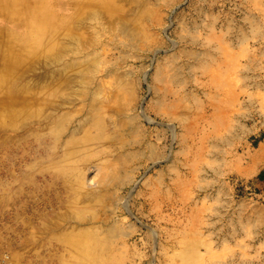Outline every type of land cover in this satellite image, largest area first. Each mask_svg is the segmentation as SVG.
Masks as SVG:
<instances>
[{
	"label": "rangeland",
	"instance_id": "374dc122",
	"mask_svg": "<svg viewBox=\"0 0 264 264\" xmlns=\"http://www.w3.org/2000/svg\"><path fill=\"white\" fill-rule=\"evenodd\" d=\"M31 3L0 5V264H264V0Z\"/></svg>",
	"mask_w": 264,
	"mask_h": 264
},
{
	"label": "bare ground",
	"instance_id": "6f19581e",
	"mask_svg": "<svg viewBox=\"0 0 264 264\" xmlns=\"http://www.w3.org/2000/svg\"><path fill=\"white\" fill-rule=\"evenodd\" d=\"M0 5L5 6L6 8H10L12 12L18 17L22 18V20H28L33 27H35L36 19L39 17L35 14V6L31 3V0H0ZM39 11V10H38ZM94 15V14H93ZM95 16V15H94ZM101 16V15H100ZM100 18V17H99ZM102 18V17H101ZM92 20V19H91ZM42 23H44V19L42 20ZM44 26V24H43ZM42 26V27H43ZM41 27V29H42ZM143 29V28H142ZM242 34V33H241ZM216 39V38H214ZM212 39V40H214ZM93 54V53H91ZM237 56V55H236ZM90 59V58H89ZM230 59V58H229ZM224 62V61H223ZM227 63V62H225ZM48 65V64H47ZM220 65V64H219ZM218 65V66H219ZM97 67H101L100 65ZM96 67V68H97ZM234 68V67H233ZM33 70V69H32ZM98 70V69H97ZM211 70V69H210ZM216 70V69H215ZM217 71V70H216ZM220 71V70H219ZM228 70H226L227 72ZM221 72V71H220ZM223 75V73H221ZM220 74V75H221ZM225 74V73H224ZM216 78V76L214 77ZM219 78V77H218ZM221 78V77H220ZM213 79V78H211ZM222 80V79H221ZM220 80V81H221ZM223 81V80H222ZM221 81V82H222ZM218 85V84H217ZM223 86V84H222ZM207 94V93H206ZM213 95V94H212ZM219 96V95H218ZM214 97V96H213ZM14 115V114H13ZM262 152V151H261ZM257 156L261 157L260 154H257ZM263 234V233H262ZM264 238V237H263Z\"/></svg>",
	"mask_w": 264,
	"mask_h": 264
},
{
	"label": "crops",
	"instance_id": "0c3cea01",
	"mask_svg": "<svg viewBox=\"0 0 264 264\" xmlns=\"http://www.w3.org/2000/svg\"><path fill=\"white\" fill-rule=\"evenodd\" d=\"M262 151V152H261ZM260 154L261 157L256 158V155ZM246 174H251V176L258 177L261 172L264 171V136L261 140H259L258 148L255 154L252 157V161L250 162L249 166L243 169ZM259 185L264 186V181H259Z\"/></svg>",
	"mask_w": 264,
	"mask_h": 264
}]
</instances>
